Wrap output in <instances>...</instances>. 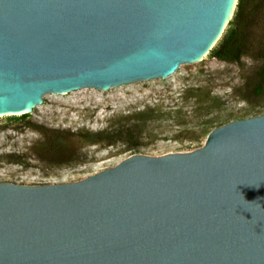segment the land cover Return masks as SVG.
I'll list each match as a JSON object with an SVG mask.
<instances>
[{"label":"water","instance_id":"1","mask_svg":"<svg viewBox=\"0 0 264 264\" xmlns=\"http://www.w3.org/2000/svg\"><path fill=\"white\" fill-rule=\"evenodd\" d=\"M235 1L0 0V114L46 92L169 76L211 48ZM0 264H264V113L186 153L131 155L74 182H0Z\"/></svg>","mask_w":264,"mask_h":264},{"label":"rangeland","instance_id":"2","mask_svg":"<svg viewBox=\"0 0 264 264\" xmlns=\"http://www.w3.org/2000/svg\"><path fill=\"white\" fill-rule=\"evenodd\" d=\"M228 21L200 59L169 76L46 92L28 111L1 113L0 182H74L131 155L186 153L216 126L264 113L260 60L211 56Z\"/></svg>","mask_w":264,"mask_h":264},{"label":"trees","instance_id":"3","mask_svg":"<svg viewBox=\"0 0 264 264\" xmlns=\"http://www.w3.org/2000/svg\"><path fill=\"white\" fill-rule=\"evenodd\" d=\"M228 24L210 50L211 56L232 62L248 54L260 60L255 75L259 83H264V0H236ZM250 30L256 33L248 38Z\"/></svg>","mask_w":264,"mask_h":264},{"label":"bare ground","instance_id":"4","mask_svg":"<svg viewBox=\"0 0 264 264\" xmlns=\"http://www.w3.org/2000/svg\"><path fill=\"white\" fill-rule=\"evenodd\" d=\"M231 11H232V1H231L230 9H229V16H230V14H231ZM229 16L223 21V24L227 21V19L229 18ZM206 51H207V50H206ZM206 51H205V52H206ZM205 52H204V53H205ZM204 53H203V54H204ZM203 54H202V55H203ZM202 55L198 56L195 60L200 59V57H201ZM173 72H174V71H173ZM173 72H172V73H173ZM172 73H171V74H172ZM95 88H96V87H95ZM101 89H104V88H101ZM63 92H64V91H63ZM38 104H39V103H38ZM31 107H33V106L30 105V106H29V109H30ZM29 109L21 110V112L28 111ZM13 113H14V112H13ZM3 114H6V113H3Z\"/></svg>","mask_w":264,"mask_h":264}]
</instances>
